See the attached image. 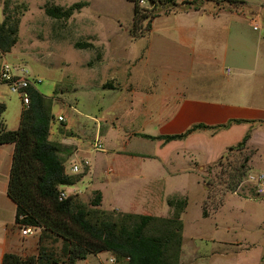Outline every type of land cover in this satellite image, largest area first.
I'll use <instances>...</instances> for the list:
<instances>
[{
    "label": "rangeland",
    "instance_id": "1",
    "mask_svg": "<svg viewBox=\"0 0 264 264\" xmlns=\"http://www.w3.org/2000/svg\"><path fill=\"white\" fill-rule=\"evenodd\" d=\"M161 1L153 9L145 1L138 2L144 15L159 17L151 22V32L132 39L129 0H0V23L6 16L18 19L16 43L9 53L0 54V67L3 64L25 67L53 117L52 138L60 133L78 146V161L72 159L71 148H59L65 174L75 179L83 176V183L91 178L89 189L99 190L103 195L96 209L111 221L123 220L126 225L137 220L126 219L123 212L110 206L120 205L126 210L125 206L136 200L137 186L134 177L123 175L114 179L121 169L117 157L127 152L154 155L160 151L156 142L139 137L160 133L156 116L162 111L157 110V105L168 93L186 88L211 89L215 84L225 83L231 77L235 59L251 56L262 62L258 71L261 77L256 78L255 85L264 89V0H242L244 5L233 6L220 3V9L213 2L171 0L181 10L190 11L174 10L177 12L165 15L170 4ZM74 5L80 8L67 19H52L44 14L45 8L67 9ZM195 6L199 10L193 12ZM253 27L257 30L253 31ZM181 29L185 32L179 33ZM178 39H190L194 46H204L210 55L215 53L214 61L208 63L196 57ZM76 43H88L92 48L76 49ZM140 58L146 62L141 63ZM227 69L231 73L226 79ZM148 81L158 93L148 95L149 100L142 104L145 101L140 89ZM127 85H131V92L125 90L129 89ZM0 104L4 106L3 125L8 131L15 130L19 114L25 108L18 96L1 82ZM58 116L63 119L60 123L54 120ZM65 124H71L72 132L62 130ZM91 125L98 126L96 137ZM131 136L134 138L125 141V137ZM96 140L102 152L92 150ZM116 154L120 155L116 157ZM249 155L248 151L235 147L228 149L203 171L195 166V177L184 176L181 188L174 187L184 196L168 201L176 207L185 201L180 216L178 264H264V260L260 261L264 256V201L251 199L252 189L244 182ZM78 163L85 168L72 173L69 168ZM107 169L111 172L107 173ZM3 180L0 177V182ZM89 189L74 199L92 212L89 202L96 191L88 194ZM70 190L72 187L66 188V192ZM245 191L250 198L245 197ZM167 192L172 191L167 189ZM202 206L206 218L201 216ZM165 207L159 209L160 215L165 214ZM13 215L12 206L0 194V252L5 240L9 250L5 253L26 259L35 257L40 250L57 264L66 263L59 239L44 234L38 244L41 234L38 228H34L32 235L20 237V228L13 225ZM88 219H92L91 214ZM158 229L157 224L150 223L145 234L151 236ZM4 231L10 238L4 239ZM12 247L19 250L11 251ZM101 255H105L104 259ZM96 256L100 264H126V260L110 252L87 255V262L75 264H96Z\"/></svg>",
    "mask_w": 264,
    "mask_h": 264
},
{
    "label": "trees",
    "instance_id": "2",
    "mask_svg": "<svg viewBox=\"0 0 264 264\" xmlns=\"http://www.w3.org/2000/svg\"><path fill=\"white\" fill-rule=\"evenodd\" d=\"M132 3V19L129 34L132 39L141 38L150 30L151 22L159 15L146 16L139 9L138 2H151L161 4V0H129ZM213 2L215 8L220 9V3L228 6L234 4L244 5L242 0H193ZM170 4L163 15L171 11L181 10L176 2L164 0ZM186 3H180L183 6ZM80 7L74 5L67 9L58 7L45 8L44 14L52 19H67L72 11ZM177 10V11H174ZM199 6L193 7V11ZM216 16V14H213ZM145 22L142 28L141 24ZM17 18L4 17L0 23V54L9 53L16 43ZM76 49L92 48L91 44H74ZM100 56H96L98 62ZM28 105L19 114L17 128L12 131L4 130L1 115L4 106L0 104V145L13 146L11 163L6 185V197L14 206L13 225L17 228L31 227L41 229L38 244L44 234L59 239L62 243L63 255H66L65 264H75L82 261L87 255L101 252H110L114 256L126 260V264H178L181 246L182 224L180 214L185 209V201L178 207L167 200V206L172 209L169 218H154L148 216H134L125 214L126 219L135 218L137 221L126 225L123 220L111 221L96 207L100 206L101 197L98 192L89 202L92 210L88 211L83 204L75 202L74 196H66L59 200L61 188L69 187L80 179L65 174L63 164L59 159L60 146L48 140L49 127L53 117L45 106V98L34 88H28ZM195 125L177 135H164L151 137L140 135L146 140H161L164 143L180 140L196 129ZM246 137L235 148L242 150ZM247 161V160H246ZM245 161V162H246ZM246 173V169H245ZM82 176V175H81ZM241 174L237 175L240 179ZM239 181V180H238ZM240 182V181H239ZM231 188L237 187L238 183ZM202 217L206 213L202 206ZM91 214L92 219H88ZM104 217V218H103ZM150 223H155L159 229L147 236L145 229ZM0 264H57L51 256L38 251L35 257L21 259L20 257L5 253Z\"/></svg>",
    "mask_w": 264,
    "mask_h": 264
},
{
    "label": "crops",
    "instance_id": "3",
    "mask_svg": "<svg viewBox=\"0 0 264 264\" xmlns=\"http://www.w3.org/2000/svg\"><path fill=\"white\" fill-rule=\"evenodd\" d=\"M189 11L187 10V12ZM149 32H151V29ZM178 32L184 33L185 30L181 29ZM178 43L188 48L189 52L196 57L207 60L208 63L214 61L215 53L210 55L204 46H194L190 39L189 41L178 39ZM138 61L141 63L146 62L142 58ZM261 66L262 62H258L256 57H241L235 59L232 73L228 69L225 71L224 78L226 79L231 73V77L225 83L215 84L211 89L199 87L197 89L174 90L173 93H168L167 98L162 102L159 103L158 100L157 110L162 111V114H158L156 116L157 120H155L160 133L152 136L140 133L141 135L151 137L177 135L195 125H201L202 128L196 129L183 139L167 143L163 142L164 144L161 143V140H148L156 142L160 149L154 155L127 152L119 158L117 156L120 154H116L115 156L120 162L121 169L113 177L114 179L123 175L134 177L135 181L133 182L137 186L135 189L136 200L128 203L125 206L126 210H123L120 205H111L110 209L116 208L124 214L134 216L169 218L172 214V209L167 206V200L172 197L184 196L181 192L174 189L175 186V188H181L179 187L181 178L189 175L195 177L193 173L195 166L199 171H203L206 166L221 158L228 149L234 148L241 143L245 137L246 140L242 151H248L250 154L246 162L245 179L248 175L255 176L260 174L264 177V89H260L255 85L256 78L261 77L258 75ZM127 87L129 89L125 90L131 92V85H127ZM153 87L154 84L148 81L140 89V92L143 91L145 101L142 104L149 100L146 98L148 95L158 93ZM132 101L133 99L130 98V102ZM87 118L89 117L87 116ZM63 126L62 130L64 132H72L71 124ZM91 127L94 128V137H96L99 133L98 126L94 125L93 127L91 125ZM3 129L7 130L4 125ZM52 132L54 131L49 127L48 140L62 148H71V151H73L72 159L78 161V146L70 141L71 139H65L60 133H57L52 138ZM131 138L134 137H125L124 139L129 141ZM12 151V145H0V177L4 179L0 182V194L14 210L13 204L7 199L5 194ZM67 175L71 174L67 173ZM82 177L77 182L81 184L80 187H77L78 184L75 183L69 186L72 187L69 192H66L67 187L62 188L65 196L76 197L81 195L82 191L87 192L91 178L83 183L84 178ZM246 182L252 189V184L248 183V181ZM195 184L198 185L199 183L195 180ZM167 189L172 192L168 193ZM95 191L100 194V203H102L103 195L99 190L89 189L88 194ZM245 192L247 193V191ZM244 195L250 198L248 193ZM163 205L166 206V211L164 215H160L158 212ZM6 236L10 238L11 235L4 231V239H6ZM4 241L0 259L5 251H9ZM30 242L33 243L34 241ZM12 248L11 251L19 250L16 247ZM101 256L103 258H100L104 259L105 255ZM94 259L96 264H100L98 256L94 257ZM86 260L87 258L78 262H87ZM263 260L264 256L260 261Z\"/></svg>",
    "mask_w": 264,
    "mask_h": 264
},
{
    "label": "built area",
    "instance_id": "4",
    "mask_svg": "<svg viewBox=\"0 0 264 264\" xmlns=\"http://www.w3.org/2000/svg\"><path fill=\"white\" fill-rule=\"evenodd\" d=\"M142 2V1H140ZM253 30H257L256 27H253ZM0 82L6 85L11 93H14L18 96L21 106L26 108L28 105V88H34V82L32 77L28 74V71L23 66H12L9 64H3L0 67ZM58 123L62 122L63 119L58 116L54 118ZM92 150L94 151H103L100 144L96 140L93 144ZM81 164L71 165L69 168L72 173H78L79 169H83ZM107 173L111 172V169L106 170ZM252 184V196L253 198L264 201V177L263 175H248L244 182ZM247 183V182H246ZM66 196L62 192L59 194V200L64 199ZM34 228L31 227H21L18 230L19 236L22 238L32 235Z\"/></svg>",
    "mask_w": 264,
    "mask_h": 264
},
{
    "label": "water",
    "instance_id": "5",
    "mask_svg": "<svg viewBox=\"0 0 264 264\" xmlns=\"http://www.w3.org/2000/svg\"><path fill=\"white\" fill-rule=\"evenodd\" d=\"M148 5H152V3L151 2H148Z\"/></svg>",
    "mask_w": 264,
    "mask_h": 264
}]
</instances>
